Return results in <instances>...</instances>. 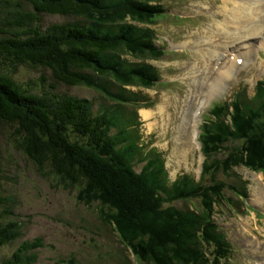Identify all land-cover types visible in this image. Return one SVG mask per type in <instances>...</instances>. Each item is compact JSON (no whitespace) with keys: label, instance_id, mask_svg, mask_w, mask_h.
Instances as JSON below:
<instances>
[{"label":"trees","instance_id":"trees-1","mask_svg":"<svg viewBox=\"0 0 264 264\" xmlns=\"http://www.w3.org/2000/svg\"><path fill=\"white\" fill-rule=\"evenodd\" d=\"M148 1L0 0V264H22V258L23 264H35L37 259L20 249L42 246L35 239L23 241L10 253L23 236L13 217L16 200L7 193L6 173L18 169L13 155L18 153L92 194L102 220L141 264H230L232 246L213 216L222 202L242 206L246 185L237 180L226 186L218 174L241 165L264 175V81L258 102L236 100L231 112L225 103L215 105L217 113L201 125L204 161L198 180L182 175L166 184L162 159L151 152L136 172L133 160L142 146L137 147L134 131V141L129 137L137 116L127 102L142 97L123 85L152 83L159 75L144 63L120 58L161 54L150 41V29L125 21L129 16L142 25L156 22L163 10ZM96 78L109 95L114 123L94 116L104 103L94 109L93 100L71 93L72 88L99 89ZM227 188L242 199L225 198ZM175 202L191 205L180 209ZM203 242L214 254L199 249ZM5 246L10 252H3Z\"/></svg>","mask_w":264,"mask_h":264},{"label":"rangeland","instance_id":"rangeland-1","mask_svg":"<svg viewBox=\"0 0 264 264\" xmlns=\"http://www.w3.org/2000/svg\"><path fill=\"white\" fill-rule=\"evenodd\" d=\"M150 1L168 5L172 12H175L171 15H179L180 20L174 21L171 18L160 20L151 26L155 28L159 37L169 43L170 46L167 49L172 50V52L159 57L149 56L146 62L160 72L163 81L158 83L129 81L123 85L127 90L137 93L143 98L141 99L142 102H127V104L131 105L129 106L130 111H135L136 116H138L135 125L136 134L139 137L138 143L145 146L147 143L163 157L166 184L181 174L191 175L198 180L201 172L202 155L197 142V128L201 122L207 121L209 115L212 116L213 113H217L212 105L223 100L231 104L237 96L242 95H246V98L251 97L253 100L259 97V92L255 93V85L258 80L264 78V25L257 38L245 39L250 44L245 46L243 44L245 42L239 41L237 37H232L230 40L226 39L223 37L222 31H218L214 27L215 21L226 18L225 10L222 8L228 3L225 0ZM238 1L235 2L237 6H239ZM240 2L250 4L259 3V0ZM231 5L234 6L233 2ZM131 18L137 19V16H131ZM53 21L56 22V20ZM228 28L234 31L233 24ZM189 41H194V43L189 45ZM227 44L230 45L222 50ZM228 47H230L229 51H227ZM246 47L248 48L246 49ZM213 51L216 54L220 53L227 56L233 54L244 58L245 62L251 63L250 66L244 62L236 66L238 70L243 69V71L238 73L236 78H230L225 85H221L216 93L207 95L206 91L202 89L200 92L203 95L194 98V108L192 109L194 117L190 129L191 142L194 145L193 150L189 152L186 160H182V157L177 160L175 158L177 144H179L177 148L184 152L187 153L189 150L186 133L189 115H177V121H172L174 125L172 123L166 125L162 107L157 111L156 109L158 106H165L166 109L169 106V112L172 114L175 99L178 101L177 97L181 96L187 99L189 85L193 80L194 82L200 80L207 71L209 62H213ZM244 51L249 54L247 59L244 56ZM200 56H202V63L198 61ZM228 58L226 62H232ZM194 63H196L195 67L197 68L195 77L191 74L193 68L189 71L190 75L183 77V74ZM219 67L221 68L222 65ZM29 75L36 76L37 72L30 71ZM239 88L241 89L236 94ZM98 91L99 89H71L72 94L93 100L97 108L104 103ZM122 99L124 101L130 100L128 98ZM147 111H153V113L149 112L147 116ZM180 130L184 132V137H182ZM129 137L134 141L133 133ZM143 152L146 150L144 149ZM143 152H139L134 158L135 171L137 172L141 170L145 162V153L143 154ZM13 155L16 157L14 160L18 169L6 173L8 182L10 179L9 183L11 184L9 190L6 188L7 186L5 188L8 196H12L16 200L13 217H16L17 224H20V231L23 236L21 240L14 242L11 252L6 246L3 252L12 253L22 241L35 239L37 244H41L42 241L41 247L30 250L31 246L25 245L23 249H20L22 255L36 258L35 264H141L129 250L124 249L125 247L118 243L114 231L106 225L105 219L102 220L101 216L104 217V215L97 209V204L93 203L92 194L80 189L81 187L78 185L48 175L44 170L28 162L19 153ZM179 162L181 163L176 164ZM152 166L154 167V165ZM218 180L224 181L226 186L235 185L237 180H244L248 184L250 197L248 196L246 202L249 204V211L246 209V212L245 209L242 210V207L232 205L226 207V203L222 202L220 206L224 214L218 213L214 216L215 222L228 233V238L235 247L236 254L232 255L235 264H264L263 175L258 170L241 166L233 168L228 174L220 172ZM223 194L225 198H234L228 192V188L223 191ZM174 205L180 209H185L191 203L175 202ZM227 208L234 209L235 213L246 212L247 215L235 218V214L231 210L227 211ZM198 230L200 232V227L197 232ZM199 249L208 256L214 254L213 246L205 242L199 245ZM21 263L23 264V258Z\"/></svg>","mask_w":264,"mask_h":264},{"label":"bare ground","instance_id":"bare-ground-1","mask_svg":"<svg viewBox=\"0 0 264 264\" xmlns=\"http://www.w3.org/2000/svg\"><path fill=\"white\" fill-rule=\"evenodd\" d=\"M225 1L228 3L223 5L222 8L225 10L224 14H225L226 18L223 20L215 21L213 23L215 29L218 31H222L221 33H222L223 37H225L228 40H230L232 37L233 38L237 37V38H239L238 39L239 41L247 42V41H243V40L257 38V36H259L261 34L260 31L262 30V27L264 25V0H259V3L253 2L250 4H245V3L240 2V1H245V0H239L238 1L239 6H237V3H235V2H237V0H235V1L225 0ZM232 2L234 4V6L231 5ZM167 14H172V13H167ZM227 17H229V18L227 19ZM226 19L228 22L226 21ZM232 24L234 25V31L231 28H228ZM221 33H220V35H221ZM193 43H194V41L188 42L189 45L193 44ZM245 44H246L245 46L250 45L248 43H245ZM229 45L230 44L225 45L222 48V50L226 49V47ZM198 48H199V46H198ZM247 48L248 47H246V49ZM229 50H230V47L227 48V51H229ZM243 53H244V56L246 58L249 56L247 51H244ZM212 55H213L212 56L213 62H209V67L207 68V71L204 73L203 77L200 80H196L195 82L193 80L191 85H189L190 88H189L188 95H190V96L187 95V99H184L183 96L177 97L178 101L175 99V106L173 107L172 114H170V112H169V109H168V108H170L169 106L167 107V109L165 108V106H158L156 109V111H157L160 107H162L163 112L165 114L163 117L165 118L164 122H166V125L167 124L170 125L171 123L174 125V123L172 121L173 120L177 121V115H179V116H184L187 114L189 115L188 119H187V129H186L187 138H188L187 143L189 145V150L186 153V151L184 152L183 150L177 148L179 145V144H177V147L175 149V150H177V153L175 156V158L177 160L180 157H182V160H186L189 156V152L191 150H193L194 145L191 142L190 129H191V126H192L191 124L193 122V117H194L193 116V110H192L194 108V103H193L194 98H196L197 96L203 95L200 92L202 89H204L206 91L207 95L209 93H216L217 91H219L220 86L223 84L225 85L226 82L228 81V78L230 77L232 65H228V63L226 62L227 55H223L220 53L216 54V53H214V51L212 52ZM207 58H208V56H207ZM238 58L239 57H237V56H233L232 62H235ZM198 61L201 63L203 62L202 56H200V59ZM199 62H197V64H199ZM195 64L196 63H194L191 67H189L187 69V72L185 74H183V77L190 75L189 71H191L192 68L193 69H192L191 74L193 75V77H195V73H196V69H197L195 67ZM221 65H222V67L220 68L219 66H221ZM96 76H97V73H96ZM98 77H99V75H98ZM96 82L100 85L98 92H99L100 96L102 97V99L105 103V107L102 108L101 112L93 111V114L96 118H98L101 121L106 118L107 120H112L114 123V116H113L114 111L109 107V104L107 102L108 94H107L105 88L103 87L101 80L96 78ZM64 92H66V91H64ZM66 93H68V92H66ZM149 112L153 113V111H147V116L149 115ZM109 114H110V117L108 118L107 116ZM107 122H108V124H112V123H109V121H107ZM171 132H172V130H171ZM180 133H181L182 137H184V135H185L184 132L180 130ZM116 135H118L117 132L113 131V136L115 138L117 137ZM121 141L122 140H120L118 143H120L122 145ZM114 149L116 152H118L119 150H122V147H120V148L115 147ZM180 163L181 162L176 163V164H180Z\"/></svg>","mask_w":264,"mask_h":264}]
</instances>
